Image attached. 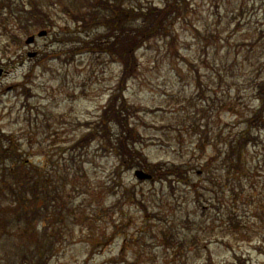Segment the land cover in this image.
<instances>
[{"label": "rangeland", "instance_id": "374dc122", "mask_svg": "<svg viewBox=\"0 0 264 264\" xmlns=\"http://www.w3.org/2000/svg\"><path fill=\"white\" fill-rule=\"evenodd\" d=\"M32 1L0 4V66L6 69L0 132L20 148L21 159L35 165L49 159L62 174L69 168L81 187H59L55 176L60 191L57 199L46 196L45 216L19 226L22 231L0 224V264L23 262L36 253L33 245L42 235L45 245L53 243L48 264H264V125L238 172L229 175L219 162L256 104L252 90L264 70V0H185V13L167 30L175 38L160 36L135 48L140 70L127 82L120 80L117 55L105 48L113 40L106 37L108 26L100 23L119 0H36L47 24L24 34L15 16ZM165 3L123 5L138 11ZM84 14L92 22L86 28L76 20ZM45 28L48 34L38 36ZM29 34L37 35L32 44L25 43ZM89 38L100 50L80 49V39ZM30 50L40 54L30 58ZM111 93L137 112L132 120L152 161L195 165L188 180H139L134 169H119L122 185L113 190L125 199L113 206L109 192L118 164L107 152L112 150L96 141L91 148L73 147L109 108ZM73 159L84 166L72 169Z\"/></svg>", "mask_w": 264, "mask_h": 264}, {"label": "trees", "instance_id": "16d2710c", "mask_svg": "<svg viewBox=\"0 0 264 264\" xmlns=\"http://www.w3.org/2000/svg\"><path fill=\"white\" fill-rule=\"evenodd\" d=\"M123 2L124 0H119L112 7L111 16L101 22L95 20V23L100 22L108 26L106 37H112L113 40L110 46L105 48H107L106 50L110 48V53L115 52L117 55L121 62L120 80L127 82L129 78L136 76V73L139 72V59L135 54L132 55L134 49L143 46L149 39L160 36H170L174 39L175 31L167 30L172 23L174 25L178 22L181 15L185 13L186 2L185 0H166L165 6L143 7L138 8V11L134 10V6L127 9L124 7ZM12 3V0H0L1 5L10 7ZM173 5H175L174 8L167 9ZM42 8L34 0L29 8L19 11L17 16H15L18 31L25 34L32 31L33 28L45 26L48 20L45 18L46 14ZM65 12L71 14V9L67 7ZM87 14H84L82 18L76 17V20L83 22L82 26L85 28L92 24L87 19ZM139 18H141L139 23L133 22ZM14 37L16 38L15 35ZM89 39L91 40L83 41V39H80V42L82 41L80 49H85L92 45L93 48L100 50L96 46L97 41H94L93 38ZM14 41L17 42L16 39ZM252 92L256 104L243 120V125H239V130L232 132L233 137L225 144L222 158L219 160L220 162L223 159L229 175L238 172L243 167L246 163L248 147L256 144L259 140V129L264 125V70H262V74L256 80ZM115 99L119 103V108L116 107L118 103L115 102ZM119 99L121 98L118 94H112L109 108L105 110L100 120L95 121L93 125L90 124L88 132L79 136L73 146L74 149H82L89 144L91 148V141H96L100 148L105 149L108 147L112 150V152H107L118 159V166L114 171V181L112 186H110L111 192H109L115 199L113 206L119 205L125 199L124 195H120L117 198L118 192L113 190L114 186L119 188L122 185L116 181L120 175L122 176V173L119 174L118 172L119 169L124 172L136 166L145 167L154 175L156 180L167 181L172 185L173 180H188L190 170L193 168L183 164L149 161L144 150L139 146L142 143L141 135L132 120V117L136 115V111L131 108L133 106L125 102L126 100L120 101ZM114 127H116L115 130L113 129ZM204 136H208L207 131H205ZM21 156L22 153L19 151L18 146L9 142L8 135L1 133L0 219L2 220H0V224L6 231H22L19 226L29 227L37 219L45 216V209L49 208V201H51L46 196L54 193V198L57 199L60 191L55 186L54 175L63 183L59 187L67 188L70 185L73 190L81 187L76 182L78 180L77 173L71 174L69 168L64 174L58 173L54 164L50 166L48 160L42 165H34L31 161L22 160ZM61 157L64 159L63 156ZM80 165L84 166V163L80 164L77 159H73L71 168H79ZM209 166L210 162H207L205 167L207 171ZM127 194L129 197L132 195V203L138 205L137 202L132 200L136 197L134 188H128ZM137 199L139 203L145 206L142 199ZM42 200L43 205H38ZM44 238L45 236L42 235L34 242L36 243L33 245L36 253L31 256L27 254V259L18 264H23L24 262L28 264H43L46 262L48 264L53 243L45 245Z\"/></svg>", "mask_w": 264, "mask_h": 264}, {"label": "water", "instance_id": "95a60500", "mask_svg": "<svg viewBox=\"0 0 264 264\" xmlns=\"http://www.w3.org/2000/svg\"><path fill=\"white\" fill-rule=\"evenodd\" d=\"M45 30L39 32V35H42V34H45ZM35 36L34 35H31L27 38V42L30 43L34 40ZM136 174L138 177L142 178V179H145V178H150L151 175L147 172H145L143 169H137L136 170Z\"/></svg>", "mask_w": 264, "mask_h": 264}, {"label": "flooded vegetation", "instance_id": "af4514ba", "mask_svg": "<svg viewBox=\"0 0 264 264\" xmlns=\"http://www.w3.org/2000/svg\"><path fill=\"white\" fill-rule=\"evenodd\" d=\"M29 52V51H28ZM39 52V51H36V53ZM34 55H37V54H34ZM38 56V55H37Z\"/></svg>", "mask_w": 264, "mask_h": 264}]
</instances>
